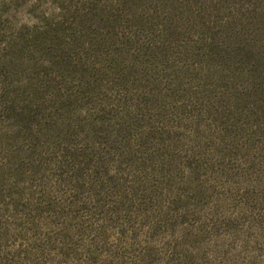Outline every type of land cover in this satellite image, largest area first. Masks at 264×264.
Listing matches in <instances>:
<instances>
[{"label":"rangeland","instance_id":"1","mask_svg":"<svg viewBox=\"0 0 264 264\" xmlns=\"http://www.w3.org/2000/svg\"><path fill=\"white\" fill-rule=\"evenodd\" d=\"M0 264H264V0H0Z\"/></svg>","mask_w":264,"mask_h":264}]
</instances>
